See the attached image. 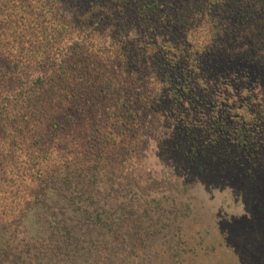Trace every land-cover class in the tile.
I'll return each instance as SVG.
<instances>
[{
  "label": "rangeland",
  "instance_id": "374dc122",
  "mask_svg": "<svg viewBox=\"0 0 264 264\" xmlns=\"http://www.w3.org/2000/svg\"><path fill=\"white\" fill-rule=\"evenodd\" d=\"M202 4L177 0L171 15L159 17L154 26L129 23L125 32L131 31L119 34L121 44L139 50L143 64L131 71L144 73L155 54L177 45L185 33L178 35L176 24L183 13L192 26L199 24ZM113 23L103 15L109 34ZM202 27L186 31L199 46L211 36ZM103 46L111 49L110 38ZM118 53L101 52L112 62ZM211 53L196 59L194 82L180 109L169 99L153 101L150 87L131 80H114L109 88L93 81L90 102L72 104L76 109L68 113L76 130L89 124L95 126L92 132L98 129L88 142V163L79 160L70 167L67 192L78 204L56 197L43 213L48 228L55 230L64 220L75 235L65 230L26 234L16 226V250L5 264L34 254L36 246L42 249L39 264H106L108 254L117 256L110 264H264V59L259 53L251 58ZM77 206L110 218L118 228L106 231L84 218L79 222ZM58 243L70 248L71 257L62 258Z\"/></svg>",
  "mask_w": 264,
  "mask_h": 264
},
{
  "label": "trees",
  "instance_id": "16d2710c",
  "mask_svg": "<svg viewBox=\"0 0 264 264\" xmlns=\"http://www.w3.org/2000/svg\"><path fill=\"white\" fill-rule=\"evenodd\" d=\"M176 1L0 0V264L16 250L12 233L16 226H22L26 234L65 230L70 237L75 235L74 226L64 220L55 230L48 228L43 213L56 197L67 199L69 206L78 204L67 192L70 167L79 160L88 163L92 156L88 142L98 129L92 132L95 126L89 124L76 130L68 113L72 104L90 102L95 94L93 81L109 88L114 80H131L150 87L153 101L169 99L180 109L194 82L198 57L213 52L216 58L226 54L251 58L259 53L264 59V0H203L200 9L205 15L199 24L194 21L192 26L191 17L183 13L176 25L181 29L178 35H185L176 40L178 44L164 50L165 54H155L144 73L132 72L143 65L140 51L126 41L122 45L119 34L131 31L125 32L133 21L154 26L159 17L171 15ZM112 7L118 12L114 14ZM103 15L115 21L111 34L102 27ZM194 27L209 32L208 43L199 46L187 37L186 31L192 32ZM108 38L111 49L103 46ZM251 41L254 44L246 46ZM161 43L169 45L167 40ZM102 51L119 52L118 58L112 62ZM120 103L123 109L125 103ZM118 114V120L125 123ZM249 141L244 137L245 144ZM54 210L60 216V209ZM75 214L79 222L84 218L93 228L107 231L119 226L87 208L77 206ZM57 249L63 259L72 255L63 244L58 243ZM44 250L52 252L48 246ZM32 252L29 256L21 253L15 263L39 264L42 249L36 246ZM116 257L108 254L106 264Z\"/></svg>",
  "mask_w": 264,
  "mask_h": 264
}]
</instances>
